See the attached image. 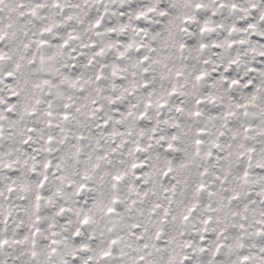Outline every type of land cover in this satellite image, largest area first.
I'll list each match as a JSON object with an SVG mask.
<instances>
[{"label": "snow or ice", "instance_id": "obj_1", "mask_svg": "<svg viewBox=\"0 0 264 264\" xmlns=\"http://www.w3.org/2000/svg\"><path fill=\"white\" fill-rule=\"evenodd\" d=\"M0 264H264V0H0Z\"/></svg>", "mask_w": 264, "mask_h": 264}]
</instances>
